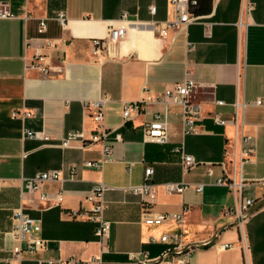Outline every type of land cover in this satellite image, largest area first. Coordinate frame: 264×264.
I'll return each instance as SVG.
<instances>
[{"label": "crops", "instance_id": "0c3cea01", "mask_svg": "<svg viewBox=\"0 0 264 264\" xmlns=\"http://www.w3.org/2000/svg\"><path fill=\"white\" fill-rule=\"evenodd\" d=\"M0 1L8 4L13 17L0 19V264H6L16 245L11 214L18 207L40 220L41 236L47 241L43 251H22L19 264L94 257L102 264H172V255L162 258L168 246L151 242V237L182 231L187 245L210 240L233 221L234 207L233 194L213 184L232 173L233 127L216 125L211 117L232 119L236 101L245 105L237 117L248 138L245 148L251 150L240 174L252 183L246 189L252 192L247 196L256 199L253 207L262 202L264 105L252 103L264 100V0H249L252 9L247 16L240 14L241 0H212L210 12L200 14L198 22L170 29L165 37L150 23L163 25L174 19L170 0ZM150 7L155 8L153 14ZM59 13L66 16L64 26L56 20ZM41 18L47 20V28L39 33ZM240 20L245 26L239 27ZM110 25L125 27V32L98 60L90 40L104 38ZM35 50L47 55L49 75L24 70ZM187 69L198 85L195 100L202 106L198 133L182 138L180 109L169 106V142H146L142 127L161 108L146 106L124 121L123 106L143 93L162 95L184 80ZM101 98H106L104 126L111 131L106 140L113 147L111 156L106 159L100 145L79 141L60 147V139L70 131L82 130L85 136L95 131L82 103ZM13 111L31 115L12 118ZM24 128L48 139L24 140ZM181 142L197 162L184 175L172 150ZM88 162L101 166L88 167ZM146 168L152 169L148 179ZM48 170H60L63 179L45 182L34 192L23 187L25 179ZM180 181L188 184L182 192L169 189ZM145 182L151 196L129 190ZM198 183L204 184L201 193L194 189ZM99 184L105 186L102 216L110 225L103 242L95 235L94 223L70 216L91 210L89 198ZM146 212L172 217L148 225L143 220ZM189 264H264V204L248 216L243 230L230 226L211 245L191 249Z\"/></svg>", "mask_w": 264, "mask_h": 264}, {"label": "built area", "instance_id": "2783aa9c", "mask_svg": "<svg viewBox=\"0 0 264 264\" xmlns=\"http://www.w3.org/2000/svg\"><path fill=\"white\" fill-rule=\"evenodd\" d=\"M28 2L34 0H27ZM170 3L175 9V17L169 22L163 25H158L150 23L152 29L155 30L156 34L160 37H165L168 30L177 29L180 27H185L191 23L198 22L200 16L191 13V7L196 5L195 0H170ZM252 9V5L249 0H241L240 14L247 16ZM155 8L150 7V13H154ZM13 18L7 3L0 1V19H10ZM124 18V15L122 16ZM59 25L64 26L66 23V16L64 13H59L57 18ZM245 26V22L239 21V27ZM47 28V20L44 18L38 19V32L42 33ZM125 32V27H114L109 26L107 35L104 38H92L91 42V53L96 59L100 60L103 55L108 51L110 45L116 42L118 39L122 38ZM47 46L52 45V42H47ZM24 70H34L40 73L42 76L49 75L51 68L48 65L47 55L40 53L35 50L34 55L29 60L24 63ZM190 70L185 71V78L182 82L175 84L174 86L164 90L163 94L160 96H150L147 94H142V96L132 102L125 104L123 106L122 118L127 120L133 115H138L143 112L146 106H157L161 109L158 111H153L151 113L150 119L144 123L142 127L143 140L155 144H167L169 142V106H177L180 109L181 117V129L180 135L183 137L188 135L197 134V123L201 119L202 106L195 100L196 89L198 85L190 77ZM240 73L238 74V79ZM106 98H101L98 100L83 102L82 108L84 110L90 111V117L96 125L94 132L85 136L82 130L80 131H70L59 141V146L64 148L68 146L69 143L73 141H79L83 145H100L102 148L103 155L106 159L111 156L113 152V147L111 144H107L106 140L109 138L111 131L104 126V103ZM218 105H222V102H216ZM255 106L264 105L263 99H257L252 103ZM244 103L238 101L234 102L233 107L235 109V114L232 119L224 120L219 114H213L212 120L216 125L226 126L231 125L233 127V141L231 144L232 148V173L231 175H223L214 180L213 184L218 186L226 187L234 197V207L231 215L234 220H238L236 227L239 230H243L244 223L246 219H241L244 212L248 211L255 204V198L253 196L243 195L245 188H250L252 183L246 182L242 179L240 174V167L243 163L249 160L251 150L245 148L248 138L243 134V128L241 123L238 121L237 111L239 108H243ZM29 112H17L13 111L11 113L12 118H29ZM23 139L24 140H47L48 138L42 135L41 132L24 128L23 129ZM118 135L114 136V140H118ZM173 152L179 156V164L181 169V174L184 175L190 169L197 165V162L192 156L185 152L183 143L173 146ZM238 153V160H236V155ZM104 159V161L106 160ZM102 161L101 163H103ZM88 167H100L101 164L97 162H88L86 164ZM131 166V165H129ZM128 166V167H129ZM152 173L151 168L145 169V177ZM212 171L209 168L207 170V176H212ZM63 175L60 170H48L43 172H38L33 177L27 178L23 182V187L28 192H34L40 189L45 182H55L61 181ZM264 185V181H263ZM188 184L183 181L171 184L169 189L175 192H182ZM203 183L194 184V189L197 193H201L203 190ZM150 185L145 182L141 186L130 187L129 190L134 194H139L141 196L149 197L151 196ZM105 189L103 184H99L94 194L89 198L92 203L91 210L89 212L78 211L71 212V217L83 216L85 219L91 221L95 224V235L100 242H103L105 238L108 237L110 225L103 219L102 213L105 208L102 201V193ZM43 197V196H42ZM44 198V197H43ZM264 200V190L260 198ZM170 214H157L151 216L146 212L143 220L148 225H160L171 219ZM176 223L181 225L179 218H175ZM12 222V236L16 242V245L12 249L11 255L6 259V264H19L21 261L20 254L22 251H27L29 253L40 252L47 248V241L41 236V223L40 220L33 219L24 213L22 207H18L12 211L11 214ZM151 242H160L168 246V253L181 251L188 245L184 241V233L173 232L170 234H163L159 239L154 237L150 238ZM240 243H243V235L240 236ZM227 247L232 245L228 244ZM191 249L186 250L180 256H172V264H189ZM146 257V256H144ZM146 259V258H145ZM145 262H151L150 260H145ZM143 263V262H139ZM39 264H102L99 257H94L89 261L80 260H61L53 262L51 260H39Z\"/></svg>", "mask_w": 264, "mask_h": 264}, {"label": "water", "instance_id": "95a60500", "mask_svg": "<svg viewBox=\"0 0 264 264\" xmlns=\"http://www.w3.org/2000/svg\"><path fill=\"white\" fill-rule=\"evenodd\" d=\"M262 204H264V200L262 202H260L259 204H257L256 206L250 208L248 211L244 212L243 215L241 216V219H246L253 211H255L259 206H261ZM238 223V220H234L231 223L227 224L226 226H224L223 228H220L219 230H217L214 235L212 236V238L204 243H198V244H192V245H188L186 248H184L181 251H176V252H170L167 254H164L162 256V258L165 255H172V256H180L182 255L186 250L188 249H193V248H202V247H207L209 245H211L213 243V241L215 240V238L217 237L218 234H220L224 229L230 227V226H236ZM160 258V259H162ZM157 262H149V263H145V264H156Z\"/></svg>", "mask_w": 264, "mask_h": 264}, {"label": "trees", "instance_id": "16d2710c", "mask_svg": "<svg viewBox=\"0 0 264 264\" xmlns=\"http://www.w3.org/2000/svg\"><path fill=\"white\" fill-rule=\"evenodd\" d=\"M196 5L191 7L190 11L194 15L209 13L212 7V0H195Z\"/></svg>", "mask_w": 264, "mask_h": 264}, {"label": "rangeland", "instance_id": "374dc122", "mask_svg": "<svg viewBox=\"0 0 264 264\" xmlns=\"http://www.w3.org/2000/svg\"><path fill=\"white\" fill-rule=\"evenodd\" d=\"M247 194H249V195H252V192H250L249 190H247L246 188L244 189V192H243V195H246L247 196ZM263 201V200H262Z\"/></svg>", "mask_w": 264, "mask_h": 264}]
</instances>
